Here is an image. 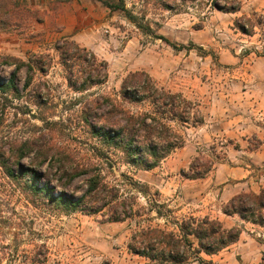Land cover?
Segmentation results:
<instances>
[{"label":"rangeland","instance_id":"374dc122","mask_svg":"<svg viewBox=\"0 0 264 264\" xmlns=\"http://www.w3.org/2000/svg\"><path fill=\"white\" fill-rule=\"evenodd\" d=\"M19 4L34 13H25L20 25H0V61L11 57L29 63L44 56L45 73L34 66L29 75L23 68L19 97L0 102V143L29 142L48 133L45 122L63 121L69 130L52 138L70 155L63 163L68 169L96 163L91 147L96 143L87 136L82 112L97 98H117L125 78L136 72H146L159 92L181 94L194 110L190 125L167 120L185 144L154 169L129 166L118 154H112L108 163L98 159L107 185L96 207L101 208L99 213H92L95 205L86 202L70 214L34 206L17 189L3 184L0 264H146L129 249L132 237L142 230L178 233L177 224L191 217H210L228 229H244L238 217L225 216L222 208L236 195L253 193L244 192L241 176L249 173L256 189L264 183V0H19ZM63 40L86 49L98 64L107 63L106 82L76 93L56 49ZM87 70V65L76 63L78 77ZM14 71V66L1 65L0 81L6 82ZM31 75L33 83L25 89ZM35 93L42 96L40 104H35ZM144 110L151 108L134 109ZM197 158L211 161V170L202 179H189L186 175ZM23 164L31 166L27 159ZM48 173L53 186L62 190L66 180L55 171ZM66 189L80 198L87 178L75 179ZM111 198L114 205L109 207ZM123 200L132 205L127 215Z\"/></svg>","mask_w":264,"mask_h":264},{"label":"trees","instance_id":"16d2710c","mask_svg":"<svg viewBox=\"0 0 264 264\" xmlns=\"http://www.w3.org/2000/svg\"><path fill=\"white\" fill-rule=\"evenodd\" d=\"M238 10L227 8L225 11ZM25 13L34 12L22 7L19 0H0V25H20L25 21ZM248 22L250 23L249 20ZM236 24L242 32L248 33L244 24L238 21ZM56 49L61 64L67 70L69 86L76 93H84L108 79L107 63L98 64L94 55L89 56V52L76 43L63 40ZM43 58L44 56L35 57L29 63L11 57L0 61V67H15L6 82L0 81V102L7 103L9 97H19L21 91L18 76L23 68H27L29 75L34 72V66L45 73ZM81 62L88 66V70L78 77L75 74V65ZM32 83L31 75L26 79L24 88L28 89ZM34 99L35 104H40L42 96L35 93ZM139 106H148L151 110L134 111ZM193 110L194 105L181 94L159 92L146 72L131 73L123 81L117 98L102 96L90 101L82 112L87 136L96 143L91 146L96 153V163L92 162L85 168L68 169L63 161L68 160L70 155L65 148L53 144L52 138L55 134H65L69 128L63 121L45 122L48 133H41L38 138L29 142H10L6 145L2 140L0 188L7 184L21 192L32 205H46L64 214L77 212L85 202L95 205L90 210L92 213H99L101 208L96 209L98 201L107 190L98 168L99 160L108 163L112 154H118L129 166L140 170L154 169L185 144L184 137L175 133L167 120L190 125ZM25 159L30 161L31 166L23 164ZM45 166L48 171L46 169L43 172ZM210 170L211 161L203 162L197 158L186 176L189 179H202ZM54 171L61 175V180H66L60 191L49 178L48 172ZM79 177L87 178V190L83 196L76 198L68 194L66 187ZM112 199L109 200V207L114 205ZM121 205L125 215L128 208L132 209L127 200H123ZM118 206L116 204L115 208ZM222 212L226 216H237L246 223L264 228V187L259 193H241L234 196L223 206ZM111 219L118 221L117 217ZM177 225L178 233L149 228L135 234L129 244L131 253L145 259L146 264H216L210 257L236 243L242 233L241 227L228 229L221 221L210 217H191ZM260 264H264V257Z\"/></svg>","mask_w":264,"mask_h":264},{"label":"crops","instance_id":"0c3cea01","mask_svg":"<svg viewBox=\"0 0 264 264\" xmlns=\"http://www.w3.org/2000/svg\"><path fill=\"white\" fill-rule=\"evenodd\" d=\"M264 177V175H263ZM262 177V179H263ZM240 181L246 186L244 192L259 193L264 187V183L259 182L257 189L251 185L249 173L241 176ZM226 216V215H225ZM229 217V216H227ZM229 217V218H235ZM239 218V217H238ZM243 223L244 229L239 240L228 248L222 250L219 254L210 257L216 264H260L264 257V228L250 223ZM249 231V232H246Z\"/></svg>","mask_w":264,"mask_h":264}]
</instances>
